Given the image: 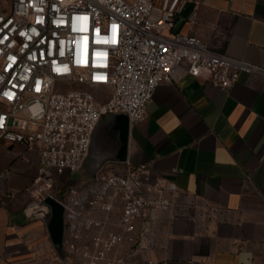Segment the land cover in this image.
Segmentation results:
<instances>
[{
	"label": "built area",
	"instance_id": "1",
	"mask_svg": "<svg viewBox=\"0 0 264 264\" xmlns=\"http://www.w3.org/2000/svg\"><path fill=\"white\" fill-rule=\"evenodd\" d=\"M188 2L0 0V144L39 148L28 191L66 209L64 245L84 256L77 264H124L111 253L133 242L136 221L147 220L149 236L150 211H170L180 196L174 183L129 160L122 168L102 165L90 182L71 179L83 171L102 117L142 120L157 86L186 74L206 75L220 88L234 85L240 72L264 76L263 66L174 32ZM117 206L121 232L107 231ZM92 229L78 251L82 231Z\"/></svg>",
	"mask_w": 264,
	"mask_h": 264
},
{
	"label": "crops",
	"instance_id": "2",
	"mask_svg": "<svg viewBox=\"0 0 264 264\" xmlns=\"http://www.w3.org/2000/svg\"><path fill=\"white\" fill-rule=\"evenodd\" d=\"M190 2L180 32L264 67V0ZM91 156L119 168L128 160L145 163L180 192L170 211H150L155 219L149 236L143 231L147 220L138 219L133 242L124 240L111 255L126 264H264L263 75L240 72L229 88L206 75L162 83L142 120L102 117ZM39 164L38 147L0 144V264L63 261L44 220L57 214H43L28 191ZM121 215L115 207L107 231L121 232ZM93 231H84L80 241H90Z\"/></svg>",
	"mask_w": 264,
	"mask_h": 264
},
{
	"label": "water",
	"instance_id": "3",
	"mask_svg": "<svg viewBox=\"0 0 264 264\" xmlns=\"http://www.w3.org/2000/svg\"><path fill=\"white\" fill-rule=\"evenodd\" d=\"M194 4L192 2H188L183 9L180 17L178 18L176 25L173 29L174 32H179L183 23L188 18ZM124 113L119 114H108V115H115V116H121ZM93 141V139H92ZM91 150H92V143L90 147L89 154L86 158V161L84 163L82 175L85 178H91L94 176L96 171L102 166V163L104 160L102 158H99V156H91ZM38 204L42 207L43 214L49 213H56L57 218H47L44 217V220L46 222L47 228L49 230L50 236L52 238L54 249L56 250L58 256L65 261L66 255L64 250V235H65V216H66V209L60 205L57 201L54 199L48 198L44 201H38Z\"/></svg>",
	"mask_w": 264,
	"mask_h": 264
},
{
	"label": "rangeland",
	"instance_id": "4",
	"mask_svg": "<svg viewBox=\"0 0 264 264\" xmlns=\"http://www.w3.org/2000/svg\"><path fill=\"white\" fill-rule=\"evenodd\" d=\"M75 176H79L80 179H83V176H82V172L78 173L75 175ZM73 178V177H72ZM75 179H78V178H75ZM84 231H82V234H83ZM144 235L145 237H147L148 235L145 234L144 232ZM81 239V238H80ZM79 239L78 243L77 244V250L78 251H81V243H84V242H81ZM65 255H66V260L65 261H61L62 263L61 264H77L79 261H83L85 258L83 255H73L72 254V250L70 248V246H66V249H65ZM99 264H103V262H99ZM124 264H126V261L124 260Z\"/></svg>",
	"mask_w": 264,
	"mask_h": 264
},
{
	"label": "snow or ice",
	"instance_id": "5",
	"mask_svg": "<svg viewBox=\"0 0 264 264\" xmlns=\"http://www.w3.org/2000/svg\"><path fill=\"white\" fill-rule=\"evenodd\" d=\"M37 90H39V88H37Z\"/></svg>",
	"mask_w": 264,
	"mask_h": 264
},
{
	"label": "flooded vegetation",
	"instance_id": "6",
	"mask_svg": "<svg viewBox=\"0 0 264 264\" xmlns=\"http://www.w3.org/2000/svg\"><path fill=\"white\" fill-rule=\"evenodd\" d=\"M55 218H57V217H55ZM58 219V218H57Z\"/></svg>",
	"mask_w": 264,
	"mask_h": 264
}]
</instances>
